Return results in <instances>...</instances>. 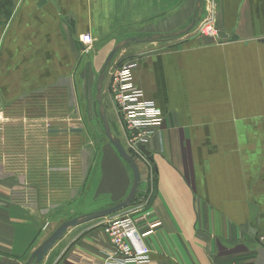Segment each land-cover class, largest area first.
<instances>
[{"label": "crops", "instance_id": "crops-1", "mask_svg": "<svg viewBox=\"0 0 264 264\" xmlns=\"http://www.w3.org/2000/svg\"><path fill=\"white\" fill-rule=\"evenodd\" d=\"M204 2L217 36H171L199 16L196 0H0L1 102L51 90L71 101L94 77L86 64L101 68L117 38H149L123 50L133 84L163 117L141 147L149 163L133 155L140 179L128 208L148 206L161 226L147 240L149 261L131 264H264V0ZM69 108L0 112L19 137L7 142L14 156L0 140V264H26L73 206L101 210L129 193L131 169L109 141L70 153ZM87 223L40 264L65 255L102 264L108 237Z\"/></svg>", "mask_w": 264, "mask_h": 264}, {"label": "built area", "instance_id": "built-area-1", "mask_svg": "<svg viewBox=\"0 0 264 264\" xmlns=\"http://www.w3.org/2000/svg\"><path fill=\"white\" fill-rule=\"evenodd\" d=\"M196 27L195 30H190L193 35L218 34L213 15L204 17ZM79 40L87 48H91L94 43L90 34L81 35ZM133 67V62H125L114 71L111 101L123 128L126 150L133 159V155H137L148 164L147 154L141 147L146 144L150 129L161 127L163 117L154 102L145 99L142 90L133 84ZM98 225L110 243V250L105 254L102 264H131L149 261L150 248L147 240L161 226V222L149 214L148 206L142 205L123 216L106 217Z\"/></svg>", "mask_w": 264, "mask_h": 264}, {"label": "rangeland", "instance_id": "rangeland-1", "mask_svg": "<svg viewBox=\"0 0 264 264\" xmlns=\"http://www.w3.org/2000/svg\"><path fill=\"white\" fill-rule=\"evenodd\" d=\"M198 10H199V16L196 17L197 20L193 28L191 29V31L197 28L196 26H198V24L201 22V20H203L204 17L208 15H213L211 13H208V10H206L204 0H200L197 12ZM117 41L119 42L121 40L117 38ZM124 46L125 45H123L114 54L113 58L107 65V68L104 72L105 76H104V79L101 85V95H102L103 107L105 110V117L109 124L111 135L114 138L118 137L117 139H119L122 146L126 147V141H125V137L123 134V128L121 126V123L119 122L118 117L115 114L114 106L110 104L107 98V95L105 94V92L107 93V89L110 90V93H112L114 71L126 62L124 57L126 56L127 53L126 51L123 52V50L125 49ZM100 70H101L100 67L97 68L96 70L95 69L91 70L89 68V64L88 63L86 64L85 72L88 78L89 76L92 75V73L94 77L92 78L90 83L88 82L85 85H80V84L75 85L76 94L73 95L72 97L73 99L71 101H68L67 99L62 97L63 96L62 94L57 95L56 92L51 90L50 92H47L44 95H39L34 98L32 97L26 98L25 101L19 100V101L7 102V103L0 101V112H5L2 109L4 110L9 109L11 112H15L16 110H21L23 108H25L26 110H38L42 108H52L54 110L53 112H64L65 108H67L66 110H68V107H70L69 110L70 112H72L71 123H72V128H73V134L71 138L72 151L70 153H73L72 155L73 157H75L78 154V150L80 149L81 146H83L85 142H88V143L92 142L94 143L95 146H98L101 142H105V141L108 142V139L106 138L104 134L103 123H102L99 107H98L97 100H96L97 81L99 78ZM59 95H62V96H59ZM0 125H1V118H0ZM14 127L15 126H10V125H5V124L3 125V127L0 126V140L4 142V146H5V148L2 150V153L4 156H8V155L14 156V151L10 149V146L12 145H7V142L15 141L19 139V137H17V131ZM111 129L115 132L114 134H117V137H115V135L112 134ZM75 130L77 131L74 132ZM33 133L35 132H32L31 130L28 129L25 133V136L31 138ZM62 139H64V137L58 138L56 141L60 142L62 141ZM66 140L67 139H64L63 141H66ZM7 146L9 150L6 148ZM0 153H1V150H0ZM72 171L74 172L75 169L72 168ZM85 207L86 205L82 207H78V208L73 206L72 213L66 212L64 214H60L59 216H56L55 217L56 224L54 223L52 229H50V233L54 229H56L58 225H60L59 222L61 220H62L61 223H63L70 219L81 218L85 214L94 213L98 211V210L89 211L91 209L96 208V206H89L88 212H84ZM128 212H129V208L126 207L112 215L107 216V218L120 217V216L127 214ZM105 218L106 217L95 219V220L89 221L87 224L101 222ZM76 228L78 227L68 228L65 231L64 235L54 244L52 248H54L62 240L65 234H67V232L75 230ZM64 257L59 259V261L54 262L53 264H73L72 262L68 260V258H66V255ZM32 264H35V263H32Z\"/></svg>", "mask_w": 264, "mask_h": 264}, {"label": "water", "instance_id": "water-1", "mask_svg": "<svg viewBox=\"0 0 264 264\" xmlns=\"http://www.w3.org/2000/svg\"><path fill=\"white\" fill-rule=\"evenodd\" d=\"M199 2H200V0H196L197 8L199 6ZM196 20H197L196 16L193 17L192 21L187 26H185L184 28L174 32L171 36H180V35H183V34H187L193 28ZM219 35H221V32L219 33ZM148 40H149V38H144V39L130 38V39H125V40L120 41L119 43H117L113 47V49L109 52V54L107 55L103 65L101 67V70H100V73H99V78H98V81H97L96 100H97V104H98V107H99V111H100V115H101V119H102V123H103L104 134H105L106 138L108 139V141L112 144V146L114 147V149L116 150L118 155L122 158V160H124V162L126 164H128V166L130 167L131 172H132L133 182H132L131 188L129 190V193H128L126 199L124 201H122V202H119V203L111 206V207L98 210V211H96L94 213L85 214L81 218H73V219H70V220H68L66 222L61 223L34 250V252L30 255L29 259L27 260L26 264H32V263L38 264V263H40L43 260V258L46 256L47 252L64 235L65 231L68 228L77 226V225H79L81 223L89 222V221H92V220H95V219H99V218H103V217H107L109 215H112V214H114V213H116V212L128 207L132 203V201L134 200L135 195H136L137 190H138L139 179H140L138 167H137L134 159L132 158V156L122 146V144L119 141V139L114 138L111 135L110 127H109V124H108L107 119L105 117V110H104L103 103H102L101 85H102V81H103L104 76H105L104 72H105V70L107 68V65L109 64V62L113 58L114 54L123 45L127 44L129 41L146 42Z\"/></svg>", "mask_w": 264, "mask_h": 264}, {"label": "trees", "instance_id": "trees-1", "mask_svg": "<svg viewBox=\"0 0 264 264\" xmlns=\"http://www.w3.org/2000/svg\"><path fill=\"white\" fill-rule=\"evenodd\" d=\"M128 165V164H127ZM130 168V167H129Z\"/></svg>", "mask_w": 264, "mask_h": 264}]
</instances>
